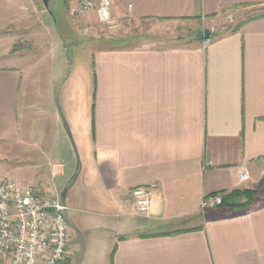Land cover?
<instances>
[{
	"label": "crops",
	"instance_id": "1",
	"mask_svg": "<svg viewBox=\"0 0 264 264\" xmlns=\"http://www.w3.org/2000/svg\"><path fill=\"white\" fill-rule=\"evenodd\" d=\"M11 3L0 0V25ZM260 6L264 0H112V13L212 22L229 10ZM235 26L210 34L206 46L196 39L171 47L113 43L94 52L91 106L76 125L82 142L90 137L85 173L98 184L104 215L118 218L112 224L121 230L109 264H264V202L240 197L242 206L199 209L204 195L264 194V9ZM10 39L0 37L6 143L21 135L27 88L22 65L7 56ZM242 166L250 179L239 183ZM149 184L157 190L148 215L129 213L132 188ZM75 201L67 192L70 212ZM88 249L81 245L80 264Z\"/></svg>",
	"mask_w": 264,
	"mask_h": 264
},
{
	"label": "rangeland",
	"instance_id": "2",
	"mask_svg": "<svg viewBox=\"0 0 264 264\" xmlns=\"http://www.w3.org/2000/svg\"><path fill=\"white\" fill-rule=\"evenodd\" d=\"M11 1V13L0 25V37L11 38L7 56L19 61L27 79L26 97L21 96L19 104L20 115L24 116L20 120L26 127H20L17 142H0V182L13 180L34 187L43 196L60 198L78 163L71 134L82 172L68 190L76 198L72 203L75 210L67 212L75 254L73 260L62 264H80L81 245L84 248L86 244L89 249L83 264H109L110 244L121 230L112 224L118 218L104 215L109 212L100 204L98 184L94 186V179L88 180L85 173V149L90 137L88 134L82 142L76 125L77 117L91 106L94 52L113 43L138 47L187 45L197 30L207 28L210 34L230 31L238 21L259 13L264 6L232 9L212 22L134 19L124 14L114 16L118 27L109 30L93 16L72 17L71 0H47L48 8L42 0ZM254 200L264 202V194L257 193ZM76 227L81 231L77 235Z\"/></svg>",
	"mask_w": 264,
	"mask_h": 264
},
{
	"label": "built area",
	"instance_id": "3",
	"mask_svg": "<svg viewBox=\"0 0 264 264\" xmlns=\"http://www.w3.org/2000/svg\"><path fill=\"white\" fill-rule=\"evenodd\" d=\"M89 14L109 30L118 27L112 0H75L70 15L82 18ZM208 42L205 39L203 45ZM208 165L210 162L204 163ZM261 174L264 178V167ZM249 179L247 168L242 166L238 182ZM156 190L155 184L132 188L129 213L147 216ZM220 204L221 196L204 195L199 209L204 213ZM70 210L58 196H43L34 187L13 180L0 182V264H62L73 260L75 250L67 219Z\"/></svg>",
	"mask_w": 264,
	"mask_h": 264
},
{
	"label": "trees",
	"instance_id": "4",
	"mask_svg": "<svg viewBox=\"0 0 264 264\" xmlns=\"http://www.w3.org/2000/svg\"><path fill=\"white\" fill-rule=\"evenodd\" d=\"M235 28L236 26L232 28L231 30H234ZM209 36L207 38H209ZM194 39H195V34H194ZM257 193H260V191L256 189H253V190L244 189V190H236V191L230 192L227 195L221 196L220 206H230V207L231 206H242L245 203L243 202L237 203L240 197H245L246 202H250L256 198Z\"/></svg>",
	"mask_w": 264,
	"mask_h": 264
},
{
	"label": "water",
	"instance_id": "5",
	"mask_svg": "<svg viewBox=\"0 0 264 264\" xmlns=\"http://www.w3.org/2000/svg\"><path fill=\"white\" fill-rule=\"evenodd\" d=\"M42 3H43L45 8H48L47 0H42ZM209 34H210V31L207 28H204V29H201V30H197V32L195 33V39L196 40H202L204 38H207L209 36ZM67 129H68V127H67ZM68 132L70 133L69 129H68ZM69 138H70L71 144H72V146H73V148L75 150L78 163H77V167H76V170L74 172V175L72 177L71 182L69 183V185L60 194V198H61V201L63 203H65V199H66V195H67L68 190L71 188L72 184L78 178V175H79V170L78 169H79V165H80L79 164V156H78V152H77V149H76V145H75V143H74V141L72 139L71 134H69Z\"/></svg>",
	"mask_w": 264,
	"mask_h": 264
}]
</instances>
